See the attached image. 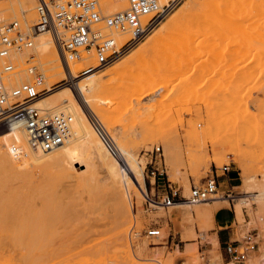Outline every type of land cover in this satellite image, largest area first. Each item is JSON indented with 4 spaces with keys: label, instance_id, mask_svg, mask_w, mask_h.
<instances>
[{
    "label": "rangeland",
    "instance_id": "rangeland-1",
    "mask_svg": "<svg viewBox=\"0 0 264 264\" xmlns=\"http://www.w3.org/2000/svg\"><path fill=\"white\" fill-rule=\"evenodd\" d=\"M110 1L117 11L127 7ZM190 4L182 0L112 64L74 71L100 81L93 100L108 116L104 126L143 168V175L132 174L128 189L94 153L65 166L53 159L58 150L15 160L9 146L16 134L0 136V264H225L232 261L214 233V211L224 205L236 215L233 239L258 234V249L245 264H264V0ZM22 6L25 0H0V9L17 16ZM172 21L157 45L119 73H108ZM45 58L37 57L46 75ZM66 78L50 88L74 87L79 80ZM158 83L163 86L153 99L138 101L145 95L136 91ZM157 146L163 154L155 164ZM32 155L38 159L30 161ZM226 163L232 171L219 169V193L209 201L174 208L157 197L167 179L187 195L193 183ZM153 167L165 170V181L155 182ZM152 227L162 228L164 238L148 237ZM42 231L45 238H39ZM131 231L137 238L131 240Z\"/></svg>",
    "mask_w": 264,
    "mask_h": 264
},
{
    "label": "built area",
    "instance_id": "built-area-1",
    "mask_svg": "<svg viewBox=\"0 0 264 264\" xmlns=\"http://www.w3.org/2000/svg\"><path fill=\"white\" fill-rule=\"evenodd\" d=\"M123 1L127 3L125 9L111 12L104 0H35L32 18L21 10L17 16L16 11L0 9V126L20 127L26 136L25 144L16 135L10 143L9 152L15 160H21L30 151H53L72 135L74 116L70 112L37 105L50 91L43 84L44 75L33 51L40 33L51 32L67 66L74 59L84 58L94 63L93 68H103L127 54L182 0ZM6 12L9 16L2 17ZM22 75L25 78L17 83ZM90 118L105 149L122 165H127L112 133L98 118ZM161 149L162 146L156 147L155 164L163 154ZM219 169L224 174L232 171L230 163L216 168L202 183H193L187 195L168 179L165 181L164 169L153 167L151 176L155 182L165 181V191L157 195L165 207L181 202L199 204L219 193ZM146 232L150 238H164L160 227ZM257 235L251 230L241 240L226 242V258L234 264H245L258 249Z\"/></svg>",
    "mask_w": 264,
    "mask_h": 264
},
{
    "label": "bare ground",
    "instance_id": "bare-ground-1",
    "mask_svg": "<svg viewBox=\"0 0 264 264\" xmlns=\"http://www.w3.org/2000/svg\"><path fill=\"white\" fill-rule=\"evenodd\" d=\"M104 1H105V3L108 4V8L111 12L117 11L114 9V6H113V4H111L110 0H104ZM113 1H115V0H113ZM190 1H191L190 8L192 6L194 7V5H197L196 3L198 2V0H190ZM34 3H35V0H25V6H22V11L25 12L24 13L25 16L30 18V16H31L30 12L32 10V6L34 5ZM117 3L123 4L126 2L122 0V1H118ZM125 8H126V6L124 8H120V10L118 9V11H121ZM175 21H172L170 23H164L162 26H160L156 30L154 36L148 41V43L146 44V46L144 48L133 53L130 56V58L128 59V61L114 65L108 71V73L114 75V74L119 73L123 69L127 68L128 66H130L129 64L131 62H133V60L137 59L144 52L149 51L150 48L157 45V43L171 29V27L175 23ZM156 28L157 27H155L151 32L155 31ZM176 38H177V36H176ZM178 38H180V37H178ZM178 38H177V41H179ZM167 44L168 43H166V45ZM184 47L185 46H183L182 48H184ZM33 51L37 55V57H40V56H43L44 58L47 57V58H45L46 71H47L46 75H45V72L43 70L42 64H40V66H41L42 73L44 75V83L50 89V92L45 97L41 98L37 102V105L40 107H43V108L50 109L52 111H67V112H70L74 116V121L72 124V131H71L72 135H71L70 139L65 144L58 147L57 149L50 151V152H47V153L51 154L52 152H54V151L56 152V150H58V152H56L57 153L56 156H54L53 159L56 162H58L59 166H65L66 163H72V162H74L75 159H81V158L85 157L88 154V152L94 153L103 161L104 165L107 166L110 177H112L115 181H119L121 183L122 187H125L126 189H128V186L130 184H132V181H133L132 179H134L133 175H143V168L140 166V162L136 159L137 157L135 156L136 157L135 158L132 153L123 149L122 146L118 145L119 148L121 147L122 150L121 149L120 150L122 151V153L125 156V159L127 162L126 166L129 167V171L126 170V168H124L125 166L123 167V165L120 163V161L117 158L111 156V154L105 149L102 141L99 140L100 139L99 137H97L98 135L96 136L97 133L94 132L95 130L93 131L91 129V126H90V125H92V127H93V123H92V120L90 118V114H92V113L95 114L103 124L109 122L108 116L106 114H103L100 111V109L96 106V104L94 103V100H93L94 94L100 86V81L93 80V78L91 80H88L89 74H86L84 76H79L78 74L76 76L74 75V71H77L78 68L83 67V66H86V67L88 66L83 71V73H88L89 71L94 70L95 68L92 67L94 65V63L92 62V64H90L91 60H87V59L83 58V59H77V61H74V62L70 61L71 63L69 62V65L67 66L66 63L64 62L63 57H62L60 47L56 43L51 32H48V31L40 33L35 38V45H34ZM84 56H86V55H84ZM143 74H145V73H143ZM66 77L67 78L68 77L69 78L76 77L79 80L75 83L74 87H70V86L65 85V86H61L55 90H52L50 88L53 80L58 79V78L64 79ZM24 78H25L24 75H22L17 79V81H22ZM163 83H161V84H163ZM161 84L158 83L157 85H146V86L143 85L144 87L140 88L136 92H139L140 95H145V96H143V98H140L138 101L141 102V100L147 99L146 97L153 99L154 97H152V93L157 92L158 86H160ZM161 86H163V85H161ZM62 104H64V106L60 107ZM157 106H159V105H157ZM61 109H63V110H61ZM244 118H246V117H244ZM93 129H94V127H93ZM14 134L17 135V137L19 138V141L21 143L25 144L26 136H25V133L23 132L22 128L12 127V128L0 129V136L1 137L2 136L6 137V135H7L8 137L11 138ZM23 139H24V141H23ZM225 142H228V140H226ZM31 153H34V152L30 151L28 153V155L26 157L22 158L21 160H26L29 157V154H31ZM35 153H42V152H35ZM91 157H93V156L91 155ZM204 157L205 156H203V158ZM33 159H38V157H36V155L30 156V161H32ZM206 160H207V158H206ZM208 160H210V159L208 158ZM119 167L121 168L122 178L120 176ZM137 183H138V181H137ZM138 185H140V183H138ZM139 188H141V185ZM143 193H146V192L144 191ZM222 198H224V197H222ZM186 203L187 202L174 203L173 204L174 206L173 205H171V206L174 208L175 207L178 208L182 204H186ZM128 215H129V213H128ZM45 233H46L45 231H42V233L39 234V238L40 237L45 238L44 237ZM137 236H138L137 231H131L130 232L131 240L134 238H137ZM259 260L260 261L264 260V257L260 258ZM225 264H234V263L229 262V263H225Z\"/></svg>",
    "mask_w": 264,
    "mask_h": 264
},
{
    "label": "crops",
    "instance_id": "crops-1",
    "mask_svg": "<svg viewBox=\"0 0 264 264\" xmlns=\"http://www.w3.org/2000/svg\"><path fill=\"white\" fill-rule=\"evenodd\" d=\"M231 179H233V178H231ZM219 181H220L219 183L221 186V177L220 176H219ZM211 204H214V202H211ZM237 213L240 216L242 215L239 207L237 209ZM235 218H236V215H235L232 207H228V206L224 205V206L218 207L214 211V225H215V232L214 233L217 234L221 245H224L226 242L233 239V236L229 232V229L232 227L233 223L235 222ZM223 249H224V246H223Z\"/></svg>",
    "mask_w": 264,
    "mask_h": 264
}]
</instances>
